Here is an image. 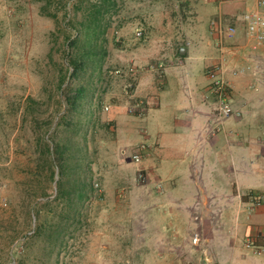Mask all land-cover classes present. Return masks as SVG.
<instances>
[{
    "label": "rangeland",
    "instance_id": "rangeland-1",
    "mask_svg": "<svg viewBox=\"0 0 264 264\" xmlns=\"http://www.w3.org/2000/svg\"><path fill=\"white\" fill-rule=\"evenodd\" d=\"M185 1L117 0L119 11L112 17L111 28L106 33V52L100 68L94 69V65H90L80 72L78 78L69 76L60 87L57 84L59 71L64 67L69 69V54H65L64 41L67 35L74 33L68 24L74 0H0V264H37L39 260L45 262V258L48 260L50 257L44 253V242L35 239L34 246L26 240L30 234L27 232L29 225L32 228L35 225L34 221L30 223L27 216L26 203L30 199L31 204L43 205L56 195V180L48 178L46 186L42 187L35 179L38 168L34 159L39 157L35 154V148L40 137L52 146V130L48 131V127L41 123L51 119L54 128L58 118L67 110L69 97L73 96L82 105L78 114L88 111V103H93L95 111L99 110L100 121L95 127L94 138L92 135L88 137L91 148L87 157L94 192L84 202L76 225H73L76 231L73 236L67 237V247L61 250L57 263L190 264L189 244L198 233V228L191 230L190 226L186 231L184 229L169 246L167 243L172 233L161 224L158 237L157 231L151 229L156 217L149 214L147 193L142 194L148 179L137 180L138 173L143 172L138 167L148 158L139 163L131 159L135 146L139 143L148 144L152 140L149 136L153 133L145 127L142 129L143 123L133 122L134 135L123 144L111 120L121 106L125 107L128 114L127 110L132 103L137 99L145 100L133 97L136 91L142 95L148 94L141 91L138 82L149 73L147 70L150 64H154L160 57L165 58L177 35L176 44L185 43V36L183 41L177 40L180 35H191L193 42L187 48L196 49L197 61L192 64L196 63L200 73L219 63L220 50L215 46L216 38L210 37V22L221 17L225 28L234 24L240 30L242 15L250 2L190 0L191 3L195 1L190 10L182 12L180 3ZM174 23L176 26H173ZM137 29H145V37L142 35L137 38ZM174 34L177 35L173 37ZM232 39L225 34L222 39L224 46L231 44ZM208 41L211 46H207ZM206 53L214 55L208 58ZM116 69L121 74L109 77L108 71ZM150 73L156 74L153 71ZM183 81L180 87H183ZM129 86L132 87L131 93L126 95L125 90ZM128 97L126 106L124 102ZM28 98L36 101L39 113L30 116L34 120L25 123L24 116L33 115L29 110ZM49 100L51 104L48 111L40 113L46 109ZM103 105H108L110 109L105 112ZM152 110L154 107L150 113ZM126 113L124 116L127 117L129 114ZM37 122L42 128L37 127ZM145 129L148 138L143 133ZM123 150L125 155L121 153ZM261 155L263 157L258 162L264 170V154ZM217 157L230 163L234 153L226 148ZM53 167L57 171V167ZM112 174L117 177L113 178ZM23 186L26 194L29 193L26 201H23ZM42 191H46L47 198L40 196ZM252 193L248 195L254 204L260 194ZM49 206L56 211L60 210L59 201L51 202ZM255 209L252 205L251 210ZM252 213L249 206L245 212V216L249 215L248 220ZM194 216L192 213L190 223H200L201 217L195 221ZM186 223L187 218L183 222L185 228ZM240 235V240L244 241V234ZM247 244V248L253 249L250 243ZM48 262L55 264V256H51Z\"/></svg>",
    "mask_w": 264,
    "mask_h": 264
},
{
    "label": "crops",
    "instance_id": "crops-1",
    "mask_svg": "<svg viewBox=\"0 0 264 264\" xmlns=\"http://www.w3.org/2000/svg\"><path fill=\"white\" fill-rule=\"evenodd\" d=\"M183 36L185 52L180 54V48L176 54L170 47L165 58L158 59L166 63L164 69L157 74L147 70L138 82L141 91L148 92L142 95L135 89L133 95L145 99V118L129 116L121 106L111 120L123 144L133 137L135 123H143L142 129L153 133L149 136L152 152L138 169L148 179L142 194L147 193L149 214L156 217L151 229L158 237L164 224L172 233L167 243L171 246L173 239L191 226V230L198 228V233L189 244L190 264H264V205L252 211L248 195L253 192L264 198V170L258 162L264 154L260 145L264 132V49L249 48L242 32L228 46L223 41L220 49L217 35L211 34L220 50L219 59L224 61L230 105L240 117L228 119L224 131L210 136L216 100L209 91L208 68L200 73L196 63L192 64L197 61L196 49L187 48L193 42L191 35ZM207 46H211L209 41ZM206 55L210 58L214 54ZM143 133L147 137L146 129ZM226 148L234 153L230 163L217 157ZM249 206L253 213L248 220L245 212ZM192 213L201 217L200 223H190ZM246 240L254 243L253 249L247 248Z\"/></svg>",
    "mask_w": 264,
    "mask_h": 264
},
{
    "label": "trees",
    "instance_id": "trees-1",
    "mask_svg": "<svg viewBox=\"0 0 264 264\" xmlns=\"http://www.w3.org/2000/svg\"><path fill=\"white\" fill-rule=\"evenodd\" d=\"M193 3L190 0L180 3L181 11L190 10ZM118 11L117 0H74L70 11L71 16L68 20V24L74 33L67 35L65 37L66 41H64L65 54H69L67 63L69 69L64 67L59 71L57 84H60V87L69 76L78 78L80 72L85 71L90 65H94V69L100 68L101 60L106 52V33L111 28L112 17ZM173 26H176V23ZM141 32L145 37V29ZM176 35L174 34L173 37ZM175 38L171 47H174L176 54H179V49L182 48L183 44L182 42L176 44ZM183 39L184 36L180 35L177 40L183 41ZM109 77L112 78V76ZM115 77H118V75ZM28 102H30L29 110L33 115H25V123L29 122L30 119L34 120V118L29 117L39 113L38 106H35L36 101L28 98ZM68 102L67 110L61 115L60 119L58 118L59 121L54 128H52L53 122L51 119L41 123L48 127V131L52 130L50 134V139L53 140L52 146L43 140V137H40L35 148V154L39 155L34 159L38 168L35 179L42 187L46 186V179L56 180V195L52 200H46L43 205H36L33 202L31 204L30 199L26 203L30 223L35 222L33 228L29 225L30 228L27 232H30V234L26 236V240L34 246L35 239L44 242V253L49 254V261L51 256H55V264H58V256L61 250L67 247V237L73 236V232L76 231L73 225H76L84 202L89 200V194L94 192L90 163L87 157L91 148L88 137L92 135V139L94 138L95 127L98 126L97 123L100 121L99 110L98 112L95 111L93 103H88V111L80 115L78 110L81 111L80 107L82 105L77 102V98L75 99V96L69 97ZM50 104L51 101H47L46 109L40 113L47 112ZM1 121L2 116L0 115V123ZM105 123L110 124L106 121ZM37 124L38 128H42L40 123L37 122ZM102 126H104V123ZM53 165L57 167V171L54 170ZM111 176L113 178L117 177L116 174ZM80 178L82 179L80 180ZM94 186L97 187L96 184ZM22 194L24 195L23 201H26L29 193L26 194L24 186ZM40 196L43 198L48 197L46 191H42ZM55 201H59V211L49 206V203ZM48 260L46 257L45 262L41 259L37 264H50V262L47 263Z\"/></svg>",
    "mask_w": 264,
    "mask_h": 264
},
{
    "label": "built area",
    "instance_id": "built-area-1",
    "mask_svg": "<svg viewBox=\"0 0 264 264\" xmlns=\"http://www.w3.org/2000/svg\"><path fill=\"white\" fill-rule=\"evenodd\" d=\"M250 5L245 9L244 14L242 15L241 23L246 44L249 45V48L257 50L258 48H264V0H248ZM211 30L217 35L218 44L220 49L223 46L224 35L227 34L229 37L233 38L237 35L239 28L233 24L228 25L226 28L222 25L220 21L216 24L214 23L211 27ZM135 35L137 38L142 36L140 30H136ZM164 68V63H157L149 67L152 71H160ZM112 75H120L119 70L110 72ZM207 76L210 79L209 91L214 95L216 100V110L213 114L212 126L209 130V134L213 136L218 132L224 130L225 123L228 119L240 117V113L232 108L229 101V84L225 79V65L224 61L221 59L219 63L209 68L207 71ZM131 86L125 90L126 95H130ZM109 107H104V110H108ZM145 102L144 100H136L128 108V113L133 115L143 116L145 114ZM260 145L264 149V133L260 138ZM151 146L146 145L145 143H139L135 146L131 159L135 163H139L143 158L149 156ZM145 177L139 173L138 180L144 181ZM255 206H260L262 198L259 196L255 199ZM199 215L195 214L194 220H199ZM251 241V240H250ZM247 240V243H252ZM248 245V244H247ZM213 264V263H212Z\"/></svg>",
    "mask_w": 264,
    "mask_h": 264
},
{
    "label": "clouds",
    "instance_id": "clouds-1",
    "mask_svg": "<svg viewBox=\"0 0 264 264\" xmlns=\"http://www.w3.org/2000/svg\"><path fill=\"white\" fill-rule=\"evenodd\" d=\"M248 5H249V4H248ZM218 21H220V22L222 23V25L224 26L223 21H222V18H221V17H218L216 21H215V19H214V21L210 24V30H211V27L213 26V24H214V23L216 24ZM241 24H242V23H241ZM233 25H234V24H233ZM237 27H238V26H237ZM140 31H141V30H140ZM211 32L214 33L212 30H211ZM239 32H242V33H243V30L241 29V26H240V30L238 31V33H239ZM238 33H237V34H238ZM243 34H244V33H243ZM234 37H235V36H234ZM234 37H233V38H234ZM140 38H141V37H140ZM181 49H182V48H181ZM181 49H180V50H181ZM184 49H185V48H184ZM263 49H264V48H263ZM161 62L164 63V67H165V64H166V63H165L164 61H156L154 64H150V65L148 66V71L150 70L149 67H150L151 65H155V64H157V63H161ZM163 69H164V68H163ZM163 69H162V70H163ZM208 69H209V68H208ZM116 70H118V69H116ZM113 71H115V70H110V71H108V75H109V76H112V77H115L116 75H113V74L111 75V74H110V72H113ZM150 71H152V70H150ZM160 71H161V70H160ZM160 71L158 70V71H153V72H156V74H157V73H160ZM207 71H208V70H207ZM120 72H121V71H120ZM118 76H119V75H118ZM213 96H214V95H213ZM137 100H138V99H137ZM144 102H145V100H144ZM132 104H133V103H132ZM132 104H131V105H132ZM131 105H130V106H131ZM106 106H108V105H103L102 109L104 110V107H106ZM108 107H109V106H108ZM109 109H110V107H109ZM109 109H108V110H109ZM108 110H106V111L104 110V111L107 112ZM215 110H216V109H215ZM127 112H128V110H127ZM144 112H145V114H144L143 116H140V115H137V114H136L135 116H137L139 119H143V118H145V116L147 115V103H146V102H145V111H144ZM223 131H224V130H223ZM221 132H222V131H221ZM218 133H219V132H218ZM209 135H210V134H209ZM215 135H216V134H215ZM210 136H211V135H210ZM145 144H146V145H149V144H147V143H145ZM149 146H151V145H149ZM151 150H152V146H151V148H150V153H151ZM121 153H122V155H125V150L121 151ZM150 153H149V155H150ZM145 158H148V156L145 157ZM143 159H144V158H143ZM139 173H141V172H139ZM139 173H138V174H139ZM142 175L146 178V176H145V174H143V172H142ZM137 180H138V178H137ZM258 196H260V195H258ZM260 197L262 198V201H261V205H262V203L264 202V198H263V196H260ZM255 202H256V201H255ZM255 202H254V204H253L254 206H255ZM261 205H260V206H261ZM255 207H258V206H255ZM249 241H250V240H249ZM250 242H251V241H250ZM245 245L247 246V240L245 241ZM251 246H254V243H252ZM209 264H210V263H209ZM213 264H214V263H213Z\"/></svg>",
    "mask_w": 264,
    "mask_h": 264
},
{
    "label": "water",
    "instance_id": "water-1",
    "mask_svg": "<svg viewBox=\"0 0 264 264\" xmlns=\"http://www.w3.org/2000/svg\"><path fill=\"white\" fill-rule=\"evenodd\" d=\"M184 52H185V49L182 48V49L180 50V54H183Z\"/></svg>",
    "mask_w": 264,
    "mask_h": 264
}]
</instances>
